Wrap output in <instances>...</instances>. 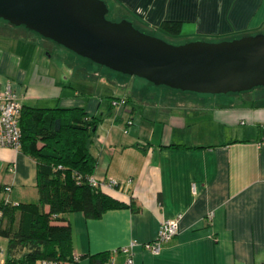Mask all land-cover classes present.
<instances>
[{
  "label": "crops",
  "instance_id": "obj_1",
  "mask_svg": "<svg viewBox=\"0 0 264 264\" xmlns=\"http://www.w3.org/2000/svg\"><path fill=\"white\" fill-rule=\"evenodd\" d=\"M104 1L150 31L178 23L185 41L264 34V0ZM60 54L35 33L0 23V89L10 85L21 106L80 108L100 119L89 145L93 177L115 181L102 192L126 208L99 219L66 215L71 255L110 253L113 264H125L120 250L128 249L133 264H264V88L211 104L116 77L106 99L87 97L67 87L51 65ZM120 98L125 109L115 116L111 101ZM0 188L10 189L1 195L10 203H30L37 195L35 159L0 149ZM177 218V235L158 254L144 249L162 222ZM0 249L6 254L1 237Z\"/></svg>",
  "mask_w": 264,
  "mask_h": 264
},
{
  "label": "water",
  "instance_id": "obj_2",
  "mask_svg": "<svg viewBox=\"0 0 264 264\" xmlns=\"http://www.w3.org/2000/svg\"><path fill=\"white\" fill-rule=\"evenodd\" d=\"M108 13L103 0H0V20L154 87L213 96L264 87V34L171 44Z\"/></svg>",
  "mask_w": 264,
  "mask_h": 264
},
{
  "label": "trees",
  "instance_id": "obj_3",
  "mask_svg": "<svg viewBox=\"0 0 264 264\" xmlns=\"http://www.w3.org/2000/svg\"><path fill=\"white\" fill-rule=\"evenodd\" d=\"M155 32V31H154ZM160 33L179 37L178 23H164ZM99 118L80 108L42 109L22 106L19 118L20 150L36 161L38 203H6L0 188V237L7 240V264H111L110 253L77 261L71 255V228L65 216L82 213L99 219L105 212L126 208L89 184L96 160L89 145ZM133 212L139 207L130 205Z\"/></svg>",
  "mask_w": 264,
  "mask_h": 264
},
{
  "label": "rangeland",
  "instance_id": "obj_4",
  "mask_svg": "<svg viewBox=\"0 0 264 264\" xmlns=\"http://www.w3.org/2000/svg\"><path fill=\"white\" fill-rule=\"evenodd\" d=\"M105 4L107 5L106 2H105ZM107 7L109 10V13H108L106 18L111 22H117L120 18L118 13H116L115 10L112 7H110L109 5H107ZM0 23L5 24L8 27H11L13 29H21V30L27 31L23 27H19V28L13 27V26L9 25L8 23H6L2 20H0ZM134 27L136 29H138L139 31L145 33V34H148L151 36L152 35L158 36V37L166 40L167 42H169L171 44H181L183 42H187V41L182 40L180 38H171V37H168L167 35H164L160 32H154V31H150L148 29H144L138 25H134ZM35 35H37V34H35ZM37 36L40 37L39 35H37ZM40 38L43 42H45V43L47 42L50 45H56V47H58V49L63 51V54H60V56L58 58L56 57L53 59V63H51V65H53L56 68V70H58V72H57L58 75H61L65 79V83L67 84V87L69 85V87L78 91V93H80V94H83L87 97L88 96L92 97L95 95V97L106 99V97L108 95H110V93L112 92V89H113L112 84H113V81L116 77H127V78H129L128 76H125V75H122L119 73H115V72L110 71L104 67L96 65L93 62H91L85 58L79 57V56L75 55L74 53L66 50L65 48L53 43L50 40L43 39L42 37H40ZM192 40L193 41H199V39H189L188 42H191ZM208 42H210V41H208ZM211 42H215V41H211ZM44 54H47V56H50L47 51L44 52ZM25 61L27 63V59ZM31 68H33V66H31ZM50 69H52V68H50ZM134 79H136V78H134ZM136 80H139V79H136ZM139 81H142V80H139ZM263 88L264 87L256 88V89L251 90L247 93L236 94V95L235 94L234 95L229 94V95L213 96V95H197V94H192V93H180V92H179V94L205 97V98L209 99L211 104H213L217 99H225L226 100V99H229L231 97L243 96V95H247V94L249 95V94H253L257 91H260ZM38 106H40V105H38ZM35 193L36 192H34V195H32V197H28V200H30L28 202L38 203V193H37V195Z\"/></svg>",
  "mask_w": 264,
  "mask_h": 264
},
{
  "label": "built area",
  "instance_id": "obj_5",
  "mask_svg": "<svg viewBox=\"0 0 264 264\" xmlns=\"http://www.w3.org/2000/svg\"><path fill=\"white\" fill-rule=\"evenodd\" d=\"M126 105L125 98H120L111 101V107L114 109L115 116H120L124 111ZM22 106L19 103L17 94L10 85H6L3 89H0V149H13L20 150L21 147V130L19 127V118ZM130 124V123H129ZM89 184L93 187H116L115 181H109L108 184H104L102 181L97 180L95 177L89 178ZM9 188H4V192H9ZM6 203H10L5 199ZM178 219L164 221L159 225L155 239L145 244L143 247L145 250L158 254L163 243H166L173 239L178 232ZM134 247V245H131ZM121 253L127 255L125 264H133L132 253L128 249H121ZM116 253V252H115ZM114 253V254H115ZM77 257L74 260L77 261ZM110 263L113 264L114 260L111 259ZM0 264H7L6 254L0 249ZM36 264H63L55 261H39Z\"/></svg>",
  "mask_w": 264,
  "mask_h": 264
}]
</instances>
